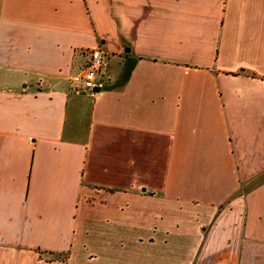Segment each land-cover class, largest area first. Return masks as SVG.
<instances>
[{"label": "crops", "instance_id": "0c3cea01", "mask_svg": "<svg viewBox=\"0 0 264 264\" xmlns=\"http://www.w3.org/2000/svg\"><path fill=\"white\" fill-rule=\"evenodd\" d=\"M0 264H264V0H0Z\"/></svg>", "mask_w": 264, "mask_h": 264}, {"label": "built area", "instance_id": "2783aa9c", "mask_svg": "<svg viewBox=\"0 0 264 264\" xmlns=\"http://www.w3.org/2000/svg\"><path fill=\"white\" fill-rule=\"evenodd\" d=\"M88 58L84 65L79 68L77 80L81 87L93 90L102 87L107 80V53L103 48L97 46L88 51Z\"/></svg>", "mask_w": 264, "mask_h": 264}, {"label": "water", "instance_id": "95a60500", "mask_svg": "<svg viewBox=\"0 0 264 264\" xmlns=\"http://www.w3.org/2000/svg\"><path fill=\"white\" fill-rule=\"evenodd\" d=\"M98 90H99V87L93 88V91H98Z\"/></svg>", "mask_w": 264, "mask_h": 264}]
</instances>
